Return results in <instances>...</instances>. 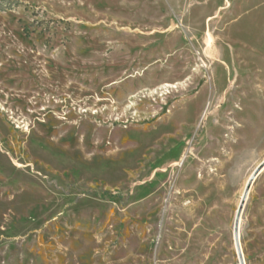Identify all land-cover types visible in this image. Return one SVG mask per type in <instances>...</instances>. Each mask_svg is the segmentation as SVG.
Returning <instances> with one entry per match:
<instances>
[{
	"label": "rangeland",
	"instance_id": "rangeland-1",
	"mask_svg": "<svg viewBox=\"0 0 264 264\" xmlns=\"http://www.w3.org/2000/svg\"><path fill=\"white\" fill-rule=\"evenodd\" d=\"M263 162L264 0H0V264H240Z\"/></svg>",
	"mask_w": 264,
	"mask_h": 264
},
{
	"label": "water",
	"instance_id": "water-1",
	"mask_svg": "<svg viewBox=\"0 0 264 264\" xmlns=\"http://www.w3.org/2000/svg\"><path fill=\"white\" fill-rule=\"evenodd\" d=\"M264 169V162L256 169V171L253 173V175L251 176L245 193L243 195L240 207L238 209L237 212V216H236V221H235V243H236V248H237V252H238V256H239V260H240V264H245L244 262V257H243V253H242V249H241V245H240V236H239V228H240V220H241V216L242 213L244 211L247 199H248V195L250 193V190L252 188L253 183L255 182L256 178L259 176V174L263 171Z\"/></svg>",
	"mask_w": 264,
	"mask_h": 264
},
{
	"label": "bare ground",
	"instance_id": "bare-ground-1",
	"mask_svg": "<svg viewBox=\"0 0 264 264\" xmlns=\"http://www.w3.org/2000/svg\"><path fill=\"white\" fill-rule=\"evenodd\" d=\"M197 3L200 2V0H195Z\"/></svg>",
	"mask_w": 264,
	"mask_h": 264
}]
</instances>
